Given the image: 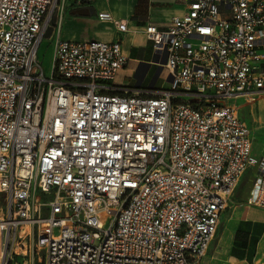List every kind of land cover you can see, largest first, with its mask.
<instances>
[{"label":"built area","instance_id":"built-area-1","mask_svg":"<svg viewBox=\"0 0 264 264\" xmlns=\"http://www.w3.org/2000/svg\"><path fill=\"white\" fill-rule=\"evenodd\" d=\"M180 1L145 27L165 86L130 92L120 41L53 38L46 74L56 0H0V264H202L247 171L264 208L236 105L264 94V0Z\"/></svg>","mask_w":264,"mask_h":264},{"label":"crops","instance_id":"crops-1","mask_svg":"<svg viewBox=\"0 0 264 264\" xmlns=\"http://www.w3.org/2000/svg\"><path fill=\"white\" fill-rule=\"evenodd\" d=\"M185 10L180 0H62L51 37L68 41H120L129 61L118 72L114 85L130 92L161 88L165 84L156 86L161 70L145 27L153 23L165 29L173 17ZM101 13H108L111 18L102 19ZM121 22L126 23V31L118 29ZM260 50L264 51V45ZM262 96L238 99V110L239 101L255 104ZM252 151L256 156L253 143ZM251 192L252 183L240 195L234 193L202 264H264V208L247 204ZM0 253L3 255L2 248Z\"/></svg>","mask_w":264,"mask_h":264},{"label":"rangeland","instance_id":"rangeland-1","mask_svg":"<svg viewBox=\"0 0 264 264\" xmlns=\"http://www.w3.org/2000/svg\"><path fill=\"white\" fill-rule=\"evenodd\" d=\"M62 3V0H56L52 14L51 26L48 28L45 37L39 47L38 59L42 63L46 74L50 73L52 55H53V39L51 37L54 23L56 22L57 12ZM166 83L165 78L159 77L156 86L160 87ZM240 117L246 121L251 129V138L253 143L254 153L258 158L264 157V96L257 99L256 103L252 104L246 101H239ZM254 176V171L250 170L242 177V180L235 190L236 196L243 193L246 188L251 185ZM238 192V193H237ZM1 255V253H0ZM16 260H19L16 258ZM1 261V260H0Z\"/></svg>","mask_w":264,"mask_h":264},{"label":"water","instance_id":"water-1","mask_svg":"<svg viewBox=\"0 0 264 264\" xmlns=\"http://www.w3.org/2000/svg\"><path fill=\"white\" fill-rule=\"evenodd\" d=\"M160 70H161V69H159V71H160ZM159 71H158V72H159Z\"/></svg>","mask_w":264,"mask_h":264}]
</instances>
